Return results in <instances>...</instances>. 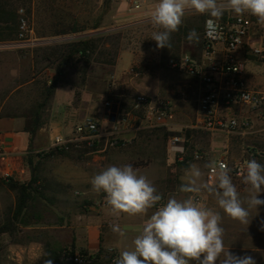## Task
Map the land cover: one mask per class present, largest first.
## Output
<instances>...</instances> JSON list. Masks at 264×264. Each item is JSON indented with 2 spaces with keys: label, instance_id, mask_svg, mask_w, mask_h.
<instances>
[{
  "label": "rangeland",
  "instance_id": "374dc122",
  "mask_svg": "<svg viewBox=\"0 0 264 264\" xmlns=\"http://www.w3.org/2000/svg\"><path fill=\"white\" fill-rule=\"evenodd\" d=\"M156 2L157 0L18 1L17 6L24 9L32 29L31 37L35 42L60 39L61 44L91 36L101 37L98 51L103 55L94 56L98 62L91 64L88 77L89 86L94 92H102L93 94L95 113L91 117L99 120L105 137L92 145L82 144L72 148L63 155L57 151V147L39 148L33 153L27 161L22 180L17 182L27 184L33 176L37 180L33 185L38 191L35 193L37 200L35 203H26L19 214L16 213L17 191L0 178V264H45L46 245L51 249H69L63 244L68 241L70 234L59 229L63 226H76L84 238L89 217L99 221L103 239L111 243L118 241L120 236L112 232L110 225L119 224L126 230L122 238L130 250L138 230L154 212L152 209H157L163 203L142 215L114 216L106 205V194L93 191L90 183L92 177L108 166L131 164L140 174L147 176L159 190L158 194L163 193L161 196L164 201L168 196L182 200L192 195L180 191V186L184 183L181 178L188 166L195 163L205 172L206 168L203 166L209 163L212 156L219 154L212 152V156H209L207 145L210 137L207 133L191 130L189 138L186 137V131L181 132L185 134V142L182 144L184 156L181 158L179 149L170 143L169 136H165L168 130L165 127H149L142 119L141 110L134 108V99L138 95L168 102L175 115L177 126L173 127V131L176 133L183 126L192 124L197 113L201 84L185 70L171 67L169 61L188 56L198 62L202 33L198 34V41L187 40L179 45L177 59L171 57L167 47L158 49L156 41L151 38L154 32L161 29L153 26L150 20V13ZM195 17L198 15L184 16L182 23L196 26ZM95 27L97 28L94 29ZM72 28L80 32L72 34ZM38 33L47 37L38 38ZM57 33L64 34L54 36ZM39 47L41 46L22 48L25 58L15 61L16 68L21 72V78L15 80V87L22 83L23 77L26 82L27 69L30 71L31 83L24 92L20 90L16 93L11 98L14 104H9L8 110L1 113L24 116L29 118V124L32 123L34 109L43 101L45 89L55 76L53 68L48 69L54 67V64L52 66L43 61L41 51H38L39 57L34 58V52ZM124 51L131 52L134 60L126 75L123 72L122 76L114 78V68L116 73L126 69L124 57L116 64L120 53ZM115 53L116 67L101 64L110 55L114 57ZM81 69L82 65L75 59L67 61L63 67V81L76 91L86 83V80H82ZM100 75L104 76V84H99L96 80ZM125 77L128 78L126 82ZM110 86L111 92L107 93ZM8 90L10 88H5V92ZM106 101L116 106L120 122L112 123L106 117ZM12 106L19 107L20 110H9ZM102 112L103 117L99 118ZM110 136L117 141L114 147L107 145ZM169 147H174L171 158L168 157ZM247 149L256 151L247 146L243 151ZM50 150H54L55 154L48 156ZM195 150L207 153L208 160L194 161L191 155ZM217 150L218 147L215 151ZM257 152L264 154V149ZM240 156L242 155L236 157ZM196 198L200 200V194ZM257 220L262 219L258 217ZM257 223L253 225V231L245 232L240 227L249 228L250 225L235 224L234 227L238 230L226 245L231 248V252L251 255L257 264H264V230ZM118 256L116 250L105 247L97 262L82 264H114ZM62 264L73 263L64 260Z\"/></svg>",
  "mask_w": 264,
  "mask_h": 264
},
{
  "label": "clouds",
  "instance_id": "9594fccd",
  "mask_svg": "<svg viewBox=\"0 0 264 264\" xmlns=\"http://www.w3.org/2000/svg\"><path fill=\"white\" fill-rule=\"evenodd\" d=\"M192 11L207 14L209 27L225 12L238 16L247 13L264 25V0H157L150 20L161 29L151 38L158 49L171 48V34L179 30L185 14ZM187 39L199 40L195 29L188 33ZM203 168L211 170L214 182H209L201 166L190 164L181 178L184 183L180 191L192 195L182 200L171 197L160 204L138 230L133 247L120 251L114 264H257L251 255H237L225 249L220 212L196 197L204 192L210 194L225 214L248 225L252 213L264 205V199L259 198L264 192V165L256 159L245 163L239 173L246 186L244 198L233 183L227 165L209 162ZM90 183L93 191L106 194V205L114 216L142 215L162 200L147 176L131 164L108 166L94 175ZM110 228L121 237L126 234L119 224H112ZM261 230H264V221H261ZM45 264L52 261L48 259Z\"/></svg>",
  "mask_w": 264,
  "mask_h": 264
},
{
  "label": "built area",
  "instance_id": "2783aa9c",
  "mask_svg": "<svg viewBox=\"0 0 264 264\" xmlns=\"http://www.w3.org/2000/svg\"><path fill=\"white\" fill-rule=\"evenodd\" d=\"M17 15L16 41L22 47H26L31 44L32 29L22 7L17 9ZM253 17L247 13L240 16L232 13L225 19L213 21L211 27L208 26L210 18L206 19L203 28L201 60L197 62L184 56L177 61L173 59L169 61L171 67L185 70L196 77L201 84L195 120L192 124L183 126L179 133L173 131V127L177 124L173 109L168 102L142 95L135 97L134 108L141 110L143 121L149 127H165L168 130L170 143L179 149L181 158L184 156L182 144L185 142V134H181L182 131L196 130L226 135L238 132L248 133L252 130L251 122L245 116H238L236 110H251L255 111L259 117H264V90L250 87L245 79L248 59L264 66V43L257 46L249 45ZM219 49H221L220 54H218ZM104 107L106 117L112 123L120 122L114 104L106 101ZM104 137L99 120L89 118L76 124L70 136L54 137L52 147L70 150L82 144L92 145ZM107 145L114 147L117 141L110 136L107 139ZM244 154L230 158L228 153L223 151L209 162L227 165L231 169L232 179L241 180L239 173L245 163L251 159L258 161L262 155L250 149H247ZM11 155L12 153L4 149V143L0 137V178L6 183L17 182L19 179L15 171L10 170L8 166L3 167V164H9ZM191 158L200 162L208 160L209 157L207 153L195 150ZM205 174L209 182H214L210 169H206ZM65 260L73 264L88 262L87 256L79 252L66 253Z\"/></svg>",
  "mask_w": 264,
  "mask_h": 264
},
{
  "label": "crops",
  "instance_id": "0c3cea01",
  "mask_svg": "<svg viewBox=\"0 0 264 264\" xmlns=\"http://www.w3.org/2000/svg\"><path fill=\"white\" fill-rule=\"evenodd\" d=\"M230 14H232V12H225V14L220 19H225ZM192 15H203L206 17V19L209 18L207 14H198L194 11L187 12L185 14V16ZM60 42H62L60 39H45L35 42L31 37V44L29 46H54ZM261 43H264V25L259 24L257 22V18L253 17V26L250 33L249 45L257 46ZM26 47H22L17 43V41L0 42V137L4 143V149L12 153L9 164H3V167L5 168L8 166L10 170L15 171L19 178L17 181L22 180L27 161L33 153H36L39 148L43 149L52 147L54 137H68L71 135L73 127L76 124L82 122L85 119L92 118L91 116L95 113L93 94H102L100 91L94 92V90L89 86V70L85 75L86 83L84 86H81L78 91L70 87L65 81L59 82L52 97L42 110L38 129L34 132H30L28 130V126H32V123H28L29 118L17 114H1L2 112L8 110L7 107L9 104H14L11 98L16 93H19L20 90L24 92V89L30 86V71L27 69L26 82L23 77L24 74L22 73L23 81L22 83H19L17 87H15V80L21 78V72L18 68H16L15 61L18 62L20 58H25V52L22 51V48ZM220 50L221 49H219L218 54H220ZM122 57L126 59V69H124L121 73H116L114 68V78H117V76H122L123 72H125L126 75L134 60L133 54L131 52L124 51L120 53L116 64ZM200 60L201 55L198 61ZM114 67H116V65ZM48 69L52 70L51 68ZM103 78L104 76L100 75L96 78V80L99 82V84H104ZM126 79L128 78L125 77V82ZM245 79L250 87L264 90V66L248 59L246 63ZM126 84L130 86L132 85L131 83ZM5 88L6 90L10 88V90L5 92ZM109 88L112 87L110 86L107 88V93L111 92ZM26 96L27 103H29V94L27 93ZM9 110L17 111L20 110V108L12 106L9 107ZM23 110L26 109L23 108ZM236 114L240 117L245 116L247 119H249L252 125V130L248 133L238 132L230 135L223 133H207L208 137H210L207 145L210 157L213 154L212 152L220 153L224 151L228 153L230 158H236V156H239L240 154L245 155V152L243 151L245 146L255 148L256 151L260 150L261 148L264 149V117H259L255 111L246 109H240V111L236 110ZM102 117L103 112L99 115V118ZM217 147L219 150L215 151ZM168 150V157L171 158L172 154L174 153V147H169ZM215 156L216 155L212 156L211 158ZM258 162L264 165V154L258 158ZM233 183L236 184L241 198H244L247 195V192L245 190L246 186L242 184V179H233ZM157 191L159 190L157 189ZM160 195H163V193L161 192ZM200 196V201L203 204L215 211L220 212L221 214V227L224 229L225 249H231L226 245V242L232 240L234 232L238 230L235 229V224H241L243 226L250 225L249 228L240 227L242 232L253 231V225H256L257 222V224H261L260 221L264 220V205L259 206L256 213H252L253 215L249 224L247 225L237 220H233L231 217L225 214L223 210L218 207L215 199L210 194L204 192L201 193ZM259 198L264 199V192L260 194ZM167 199H169V196L165 199V201L163 198L159 203H165ZM152 210L155 211L156 209ZM258 217L262 220H257ZM59 230L68 232L70 234L68 241L64 242L65 244H63V246L68 247L69 249L74 247L75 251L85 250L89 254H93L100 247H108L113 248L119 254L120 251L128 249V247L125 246V241H123L121 236L120 239L114 243L104 240L99 221L93 219L92 217H89L88 219V224L84 230V238L79 233L80 229L76 226H63Z\"/></svg>",
  "mask_w": 264,
  "mask_h": 264
},
{
  "label": "trees",
  "instance_id": "16d2710c",
  "mask_svg": "<svg viewBox=\"0 0 264 264\" xmlns=\"http://www.w3.org/2000/svg\"><path fill=\"white\" fill-rule=\"evenodd\" d=\"M19 0H0V42H14L16 41L17 29H18V15H17V3ZM196 26H191L186 23H182L179 27V30L175 33L171 34V48H168V51L171 52V57L176 58L178 57V49L181 43L186 42L188 33L195 29L198 34L202 33L203 36V28L204 23L206 21V17L203 15H198L195 17L194 20ZM95 27L94 29H96ZM75 28L70 29V33L75 34L78 33ZM64 33H57L54 36L61 35ZM38 38L47 37L45 35L37 34ZM101 37L99 36H91L86 37L83 39H79L72 42H66L57 44L54 46H41L39 49L35 50L34 58L39 57L38 51H41V59L45 61L47 64H50L54 67L53 70L55 71V76L51 79L49 86L45 89L43 101L40 102L36 108L34 109V114L32 118V126L28 128L30 132H34L38 129L39 120L41 118L42 110L48 103L49 99L52 97L54 90L59 82H63V67L64 64L72 59H75L77 63L82 65V80H85V75L90 68L93 62H98L95 60L94 56L96 54H100L101 56L103 53L98 51L100 46ZM103 45V44H102ZM203 47V40L201 42V52ZM169 52V53H170ZM37 53V54H36ZM116 53L114 57L111 55L109 56L108 60L101 61V64L108 65L110 67L115 66V59ZM54 62H57L55 65ZM190 131H186V137L189 138ZM165 136L168 137V133H165ZM62 155L66 154L68 150L65 149H57ZM55 151L50 150L48 152V156L54 155ZM37 183V180L32 176L30 181L27 184H20L18 182H10L8 183L9 186L17 191L18 198H17V206H16V213L19 214L26 203H35L37 198L35 197L38 191L33 185ZM103 248H99L95 253L89 254L85 250L78 251L80 254L87 256L89 263H95L97 260L100 259V255L102 253ZM45 256L44 261L50 259L52 264H62L66 258V253L74 254L76 251L74 247L70 249H61V248H49V245L45 247Z\"/></svg>",
  "mask_w": 264,
  "mask_h": 264
}]
</instances>
